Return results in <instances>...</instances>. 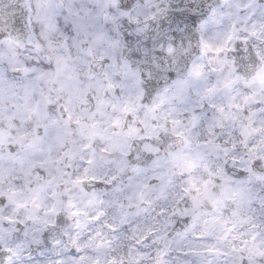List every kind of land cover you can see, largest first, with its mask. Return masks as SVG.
Instances as JSON below:
<instances>
[{"label":"snow or ice","instance_id":"snow-or-ice-1","mask_svg":"<svg viewBox=\"0 0 264 264\" xmlns=\"http://www.w3.org/2000/svg\"><path fill=\"white\" fill-rule=\"evenodd\" d=\"M0 264H264V0H0Z\"/></svg>","mask_w":264,"mask_h":264}]
</instances>
